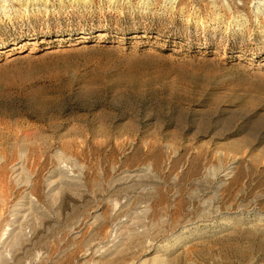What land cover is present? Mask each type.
Here are the masks:
<instances>
[{
	"label": "rangeland",
	"instance_id": "1",
	"mask_svg": "<svg viewBox=\"0 0 264 264\" xmlns=\"http://www.w3.org/2000/svg\"><path fill=\"white\" fill-rule=\"evenodd\" d=\"M0 179L23 264H264V5L0 0Z\"/></svg>",
	"mask_w": 264,
	"mask_h": 264
},
{
	"label": "bare ground",
	"instance_id": "2",
	"mask_svg": "<svg viewBox=\"0 0 264 264\" xmlns=\"http://www.w3.org/2000/svg\"><path fill=\"white\" fill-rule=\"evenodd\" d=\"M260 4H263L264 5V1L260 0ZM31 160V159H30ZM24 161V160H23ZM17 163V162H16ZM24 165V164H23ZM63 165V164H62ZM76 166V165H75ZM17 166H15L16 168ZM24 169H25V166H23ZM14 168V167H13ZM14 168V169H15ZM67 168V167H66ZM13 169V170H14ZM58 169V168H56ZM16 170V169H15ZM63 170V169H62ZM62 170H59V175L61 176V180L63 182V184L65 183H68L69 182V177L68 175L65 174V172H63ZM21 171V169H20ZM26 171V170H25ZM57 171V170H56ZM55 172V171H54ZM73 172V171H72ZM15 173V172H14ZM75 173V172H74ZM78 173V172H77ZM20 174V173H19ZM70 174V173H69ZM13 175V174H12ZM17 175V173L15 174ZM21 175V174H20ZM19 175V176H20ZM53 175V174H52ZM54 176V175H53ZM59 176V177H60ZM16 178V177H15ZM25 178V177H24ZM30 178V176H29ZM32 178V176H31ZM3 179V178H2ZM1 180V179H0ZM11 180V179H10ZM33 180V179H31ZM37 180V179H36ZM50 180V179H49ZM3 182V181H2ZM0 181V183H2ZM26 182V180H25ZM29 185L31 186H34V189H35V186H36V182H32V181H27ZM61 182V183H62ZM4 183V182H3ZM6 183V182H5ZM4 183V184H5ZM8 183V182H7ZM6 183V184H7ZM19 183V182H18ZM22 184V182H21ZM27 184V183H26ZM59 184V183H58ZM38 185V184H37ZM4 186V185H3ZM2 186V187H3ZM40 186V185H39ZM39 186H36L38 190V187ZM53 186V185H52ZM1 187V188H2ZM7 187L5 186V189ZM9 188V187H8ZM7 188V189H8ZM4 189V188H2ZM1 189V190H2ZM40 189V188H39ZM54 189V188H53ZM57 189V188H56ZM59 190V189H58ZM7 191V190H6ZM5 191V192H6ZM39 191V190H38ZM54 191V190H53ZM8 192V191H7ZM26 192V191H25ZM29 192V191H28ZM57 192V191H56ZM39 193V192H38ZM37 193V194H38ZM27 195V193H24V195ZM29 195H27L25 198H24V201H22L21 203H18L16 205V208L14 209V212H13V219L11 220H8L2 227L1 229V233H0V264H23V262L21 261V258L18 256L19 254L17 253V250L20 248H24V245H26V242L31 240L33 238V235L35 234V232H37L36 230V227L38 226L37 225V222H38V219H40V217L38 216V214L40 213H36V207H39L37 206L38 204H36V201H35V198L33 197V192L30 191L28 193ZM18 195V194H17ZM1 196V195H0ZM35 196V194H34ZM2 197H3V194H2ZM20 197V196H18ZM38 197H41L38 195ZM37 197V198H38ZM5 198V196H4ZM2 199V198H1ZM7 199V198H6ZM3 201V202H2ZM0 201V203H4V199ZM8 203V202H7ZM6 204V203H5ZM4 204V205H5ZM1 206V205H0ZM3 206V205H2ZM6 206V205H5ZM4 207V206H3ZM1 207V208H3ZM0 208V209H1ZM40 208V207H39ZM38 208V209H39ZM2 210V209H1ZM11 210V209H10ZM1 212V211H0ZM10 212V211H9ZM3 213V212H2ZM0 213V214H2ZM12 213V211H11ZM10 213V214H11ZM44 215V214H43ZM43 215L41 216V218L43 217ZM1 216V215H0ZM2 218V217H1ZM2 221V220H1ZM37 225V226H36ZM36 229V230H35ZM128 238L132 237V236H136L138 237L137 235H140L138 232H136L135 229L133 228H130L129 226H127V224H125V222H121L117 228L115 229L114 231V237L116 238V240H113L115 241L116 243L113 245V250H121L123 246H125V237L126 236ZM142 236V235H141ZM122 237V238H121ZM134 237V238H136ZM127 238V239H128ZM139 238V237H138ZM140 240V239H139ZM112 241V239H111ZM31 243V242H29ZM28 243V244H29ZM27 244V245H28ZM99 247V246H98ZM28 248V247H27ZM112 248V247H111ZM101 249V248H100ZM28 251V250H27ZM37 251V250H36ZM41 251V250H40ZM21 252V251H20ZM24 252V251H23ZM26 254V252H25ZM96 254V253H95ZM41 254L39 253H36V257H39ZM41 258V257H40ZM23 259V258H22ZM30 259V258H28ZM33 260H30L28 261L27 263L29 264L31 262V264H33L32 262ZM35 264V262H34Z\"/></svg>",
	"mask_w": 264,
	"mask_h": 264
}]
</instances>
